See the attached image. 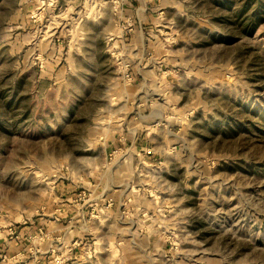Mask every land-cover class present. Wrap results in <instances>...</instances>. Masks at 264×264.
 Masks as SVG:
<instances>
[{
  "label": "rangeland",
  "instance_id": "rangeland-1",
  "mask_svg": "<svg viewBox=\"0 0 264 264\" xmlns=\"http://www.w3.org/2000/svg\"><path fill=\"white\" fill-rule=\"evenodd\" d=\"M0 264H264V0H0Z\"/></svg>",
  "mask_w": 264,
  "mask_h": 264
},
{
  "label": "crops",
  "instance_id": "crops-1",
  "mask_svg": "<svg viewBox=\"0 0 264 264\" xmlns=\"http://www.w3.org/2000/svg\"><path fill=\"white\" fill-rule=\"evenodd\" d=\"M61 208H62V207H61ZM62 214H63V213H62ZM65 221H66V220H64V222H61V223H60V222H57V223H56V227H57V228L61 227V224L65 223ZM56 227H55V228H56ZM65 227H66V226H65ZM61 229H62V228H61ZM66 230H67V227L64 229V231H66Z\"/></svg>",
  "mask_w": 264,
  "mask_h": 264
},
{
  "label": "trees",
  "instance_id": "trees-1",
  "mask_svg": "<svg viewBox=\"0 0 264 264\" xmlns=\"http://www.w3.org/2000/svg\"><path fill=\"white\" fill-rule=\"evenodd\" d=\"M256 27H257V23L252 25V27L248 33L251 34L256 29Z\"/></svg>",
  "mask_w": 264,
  "mask_h": 264
}]
</instances>
